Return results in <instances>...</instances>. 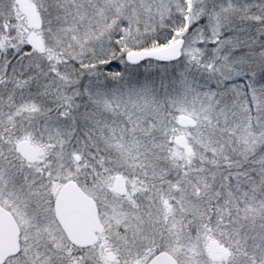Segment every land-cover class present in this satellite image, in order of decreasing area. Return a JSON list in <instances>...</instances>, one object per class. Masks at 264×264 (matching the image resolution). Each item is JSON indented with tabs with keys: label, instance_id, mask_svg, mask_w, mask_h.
Returning a JSON list of instances; mask_svg holds the SVG:
<instances>
[{
	"label": "snow or ice",
	"instance_id": "obj_1",
	"mask_svg": "<svg viewBox=\"0 0 264 264\" xmlns=\"http://www.w3.org/2000/svg\"><path fill=\"white\" fill-rule=\"evenodd\" d=\"M0 264H264V0H0Z\"/></svg>",
	"mask_w": 264,
	"mask_h": 264
}]
</instances>
